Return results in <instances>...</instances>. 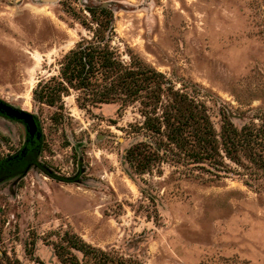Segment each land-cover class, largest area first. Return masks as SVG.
I'll return each instance as SVG.
<instances>
[{
	"label": "rangeland",
	"instance_id": "374dc122",
	"mask_svg": "<svg viewBox=\"0 0 264 264\" xmlns=\"http://www.w3.org/2000/svg\"><path fill=\"white\" fill-rule=\"evenodd\" d=\"M87 3L112 10L120 59L161 72L204 107L216 133L224 111L237 128L264 113V0H0V100L33 115L38 160L72 179L30 167L0 180V264H69L55 254L64 232L143 264H264V174L228 160L240 174L218 173L184 158L178 128L174 142L164 126L159 135L138 128L139 101L83 107L73 90L54 105L33 99L91 36L79 19ZM26 134L23 122L0 116V159ZM145 135L161 153L137 173L125 153Z\"/></svg>",
	"mask_w": 264,
	"mask_h": 264
},
{
	"label": "trees",
	"instance_id": "16d2710c",
	"mask_svg": "<svg viewBox=\"0 0 264 264\" xmlns=\"http://www.w3.org/2000/svg\"><path fill=\"white\" fill-rule=\"evenodd\" d=\"M84 11L87 15L83 13L82 17L79 16L80 23L90 30L91 36L81 38L63 55L57 75L37 83L32 91L35 101L54 105L71 90L77 93L76 101L83 107L111 102L124 106L139 101L144 121L138 128L151 135H159L164 126L169 142H174L178 128V153L184 158L198 163L206 161L218 173L234 171L240 174L239 170H232L226 163L228 160L245 169L250 177L264 174V113L260 114L259 124L250 121L237 128L231 121L230 111H224L220 131L216 133L204 107L188 94L173 89L161 72L140 59H130L129 62L120 59L111 45L114 28L113 12L109 7L87 3L84 4ZM163 93L166 95L164 109L161 115H157L155 108L161 102ZM4 103L0 100V105ZM151 104L152 110L149 108ZM61 108L62 104H59L58 109ZM0 116L8 118L1 110ZM174 121H178V126L173 125ZM37 127L38 138L27 133L15 152L0 159V180L35 167L49 177L72 182L69 177L56 176L38 160L42 140ZM148 139L145 135L125 153V160L137 173L149 170L160 157L158 147H153ZM61 239L63 244L55 247V254L61 263L143 264L114 250L92 246L73 232H64ZM76 253H80L81 258ZM37 264L45 263L38 260Z\"/></svg>",
	"mask_w": 264,
	"mask_h": 264
},
{
	"label": "water",
	"instance_id": "95a60500",
	"mask_svg": "<svg viewBox=\"0 0 264 264\" xmlns=\"http://www.w3.org/2000/svg\"><path fill=\"white\" fill-rule=\"evenodd\" d=\"M0 110L7 117L23 122L29 135H35L37 138L39 137L37 123L33 115L22 109L14 108L6 103L0 105Z\"/></svg>",
	"mask_w": 264,
	"mask_h": 264
}]
</instances>
